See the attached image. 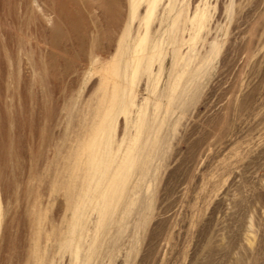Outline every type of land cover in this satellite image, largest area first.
<instances>
[{
  "label": "rangeland",
  "instance_id": "1",
  "mask_svg": "<svg viewBox=\"0 0 264 264\" xmlns=\"http://www.w3.org/2000/svg\"><path fill=\"white\" fill-rule=\"evenodd\" d=\"M144 1L0 0V264H264V0L167 3L133 74Z\"/></svg>",
  "mask_w": 264,
  "mask_h": 264
},
{
  "label": "bare ground",
  "instance_id": "2",
  "mask_svg": "<svg viewBox=\"0 0 264 264\" xmlns=\"http://www.w3.org/2000/svg\"><path fill=\"white\" fill-rule=\"evenodd\" d=\"M161 1L162 0H145L144 1V7L142 9L143 12L141 13L140 16L133 19V21L136 22L137 27H138V30L133 37L132 48L129 52V54L132 58L131 70H132L133 74L136 72V67L140 61L138 54H140L141 50L144 49V47L146 46V39L149 38V36L152 34V31H147L148 25L151 23V21L154 19V17L157 20L161 21L162 18L165 16V14L167 16V14H171L174 10L175 6H171V5L168 6L167 3L172 4V2L175 0H168L167 2L165 1L162 5H161ZM174 4H175V2H174ZM176 5H177V3H176ZM159 12H160V14L162 13V15H159ZM194 12L196 13V11H194ZM194 18H195L197 27L200 28L199 17L196 18V16H195ZM200 18H201V15H200Z\"/></svg>",
  "mask_w": 264,
  "mask_h": 264
}]
</instances>
